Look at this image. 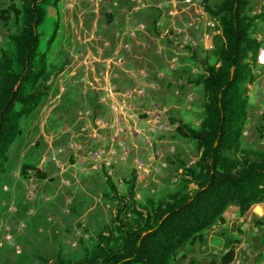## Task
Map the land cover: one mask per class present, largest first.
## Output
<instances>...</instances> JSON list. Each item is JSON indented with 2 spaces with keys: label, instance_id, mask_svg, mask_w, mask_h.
I'll return each mask as SVG.
<instances>
[{
  "label": "rangeland",
  "instance_id": "374dc122",
  "mask_svg": "<svg viewBox=\"0 0 264 264\" xmlns=\"http://www.w3.org/2000/svg\"><path fill=\"white\" fill-rule=\"evenodd\" d=\"M12 5L19 7L0 0V50L18 27ZM250 13L264 14V0H254ZM54 20L50 89L22 122L0 175V264L81 258L116 211L105 196L106 175L121 195L134 176L143 205L178 191L180 162L194 167L199 156L176 122L200 124L204 94L193 82L206 75L202 61L216 64L222 43L203 0H61L49 10L48 34ZM252 35L264 42V21H256ZM254 75L242 148L264 151V67ZM118 88H133L132 99L121 102L128 96ZM24 163L45 177L34 170L23 177ZM231 249L229 264H264V215L241 216L230 206L202 241L180 250L178 264H224Z\"/></svg>",
  "mask_w": 264,
  "mask_h": 264
},
{
  "label": "trees",
  "instance_id": "16d2710c",
  "mask_svg": "<svg viewBox=\"0 0 264 264\" xmlns=\"http://www.w3.org/2000/svg\"><path fill=\"white\" fill-rule=\"evenodd\" d=\"M13 1L19 4L18 8L10 7L18 27L8 36L7 49L0 50V175L11 146L22 133V122L35 112L50 89L47 56L57 20L52 33L43 27L49 10L56 9L61 0ZM253 1L219 0L211 7L209 0H203L204 12L219 23L222 43L216 64L202 61L206 75L193 82L203 88L200 124L190 128L176 122L177 133L193 140L199 151L194 167L180 162L182 187L158 200L147 199L142 205L135 198L134 176L121 195L106 175L105 196L117 203L110 224L81 258L68 260L57 254L55 261L42 260L43 264H178L180 250L202 241L209 228L224 221L230 206L237 207L242 216L264 200V151L242 148L249 85L255 81L256 57L264 45L252 35L256 21H264L263 13H250ZM27 170L45 177L28 163L22 165L23 177ZM233 256L231 249L222 262L229 264Z\"/></svg>",
  "mask_w": 264,
  "mask_h": 264
},
{
  "label": "built area",
  "instance_id": "2783aa9c",
  "mask_svg": "<svg viewBox=\"0 0 264 264\" xmlns=\"http://www.w3.org/2000/svg\"><path fill=\"white\" fill-rule=\"evenodd\" d=\"M256 63L259 67H264V48L259 49L256 57ZM253 206H255L253 212L256 216L260 217L264 214V200Z\"/></svg>",
  "mask_w": 264,
  "mask_h": 264
},
{
  "label": "crops",
  "instance_id": "0c3cea01",
  "mask_svg": "<svg viewBox=\"0 0 264 264\" xmlns=\"http://www.w3.org/2000/svg\"><path fill=\"white\" fill-rule=\"evenodd\" d=\"M96 89V88H95ZM97 89H106V88H97ZM118 90H120L121 92H123V91H125V93H126V95L128 96L126 99H122V98H120L119 100L122 102H129L132 98V96L133 95H131V93H132V91H133V88L131 89V88H118ZM144 90H146L147 91V94H149L148 92H150V88H144ZM117 92H119V91H117ZM121 94V93H120ZM115 97V96H114ZM113 97V98H114ZM110 98V100L111 101H117L118 99H116V98ZM101 100H106V98H101ZM237 208V207H236ZM255 209V206H252L250 209H249V212L250 211H252L253 212V210ZM237 211H238V209H237ZM248 213V211L245 213V214H247ZM264 215V214H263ZM258 217V216H257ZM260 217H262V216H260Z\"/></svg>",
  "mask_w": 264,
  "mask_h": 264
}]
</instances>
